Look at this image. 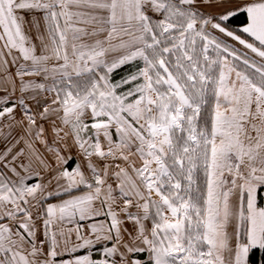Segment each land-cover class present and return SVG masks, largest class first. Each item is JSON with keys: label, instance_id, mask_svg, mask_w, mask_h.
Masks as SVG:
<instances>
[{"label": "snow or ice", "instance_id": "obj_1", "mask_svg": "<svg viewBox=\"0 0 264 264\" xmlns=\"http://www.w3.org/2000/svg\"><path fill=\"white\" fill-rule=\"evenodd\" d=\"M0 264H264V0H0Z\"/></svg>", "mask_w": 264, "mask_h": 264}]
</instances>
